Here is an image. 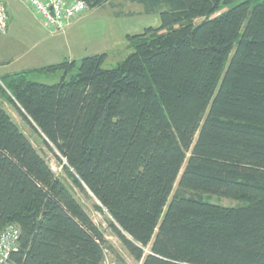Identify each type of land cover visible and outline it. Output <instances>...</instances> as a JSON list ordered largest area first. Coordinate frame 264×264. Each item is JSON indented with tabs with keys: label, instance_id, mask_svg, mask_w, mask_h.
Wrapping results in <instances>:
<instances>
[{
	"label": "trees",
	"instance_id": "trees-1",
	"mask_svg": "<svg viewBox=\"0 0 264 264\" xmlns=\"http://www.w3.org/2000/svg\"><path fill=\"white\" fill-rule=\"evenodd\" d=\"M126 1L160 25L127 35L113 68L102 53L0 77V233L19 230L11 262L126 264L1 100L135 262L264 264V0Z\"/></svg>",
	"mask_w": 264,
	"mask_h": 264
},
{
	"label": "rangeland",
	"instance_id": "rangeland-1",
	"mask_svg": "<svg viewBox=\"0 0 264 264\" xmlns=\"http://www.w3.org/2000/svg\"><path fill=\"white\" fill-rule=\"evenodd\" d=\"M242 0H234V3H239ZM86 13V12H85ZM77 19L74 20V22ZM160 19L157 15H145L142 6L127 2L126 0H111L103 7L88 9L84 18L77 22L75 25L70 26L66 32L72 33L75 30L81 28L83 31L80 35L81 46L78 57L77 65L85 54L96 52H103L107 54V58L103 65L106 69L113 68L118 62L122 61L130 53L126 42L125 34H138L141 33L147 27H159ZM65 29V28H64ZM63 29V30H64ZM48 30V29H47ZM61 31L49 30L52 34H58ZM115 37V41L112 37ZM80 48V47H79ZM106 48V49H105ZM94 50V51H93ZM104 50V51H101ZM84 52V53H83ZM101 54V53H100ZM21 65V64H20ZM18 67H14V70ZM60 77L58 74H41L32 73L29 75L28 80L33 82H39L43 84H54L58 82ZM3 108L11 116L13 121L19 126L21 131L28 137L34 148L45 158L48 162L53 173L62 180L72 190L75 199L80 203L85 212L88 214L94 224L104 233L107 241L124 259L126 264H140L135 262L128 252L122 247L118 239L112 234L106 224V215L96 212L93 209L95 204L94 199L87 198L84 194L80 193L69 180L65 178L62 167L59 166L54 156L47 151L43 146L42 140L35 132H33L29 126L22 120L12 106L1 100ZM176 186V184H175ZM174 186V188H175ZM208 201L214 204L223 206H234L236 201L223 199L216 196H211ZM105 264H113L112 256L107 254Z\"/></svg>",
	"mask_w": 264,
	"mask_h": 264
},
{
	"label": "crops",
	"instance_id": "crops-1",
	"mask_svg": "<svg viewBox=\"0 0 264 264\" xmlns=\"http://www.w3.org/2000/svg\"><path fill=\"white\" fill-rule=\"evenodd\" d=\"M2 4L8 21L5 33L0 34V77L33 71L64 60L77 62V57L80 55L79 51L83 50L80 38L83 31L81 28L75 30L71 32V37L66 30L82 20L87 12L77 18L75 22L73 21L62 32L52 34L23 0H2ZM126 35L132 34L127 33L124 37ZM120 37L118 40H115L114 36L112 38L119 41ZM100 53L103 52L94 51L85 54L84 57ZM14 67L18 68L14 70Z\"/></svg>",
	"mask_w": 264,
	"mask_h": 264
},
{
	"label": "built area",
	"instance_id": "built-area-1",
	"mask_svg": "<svg viewBox=\"0 0 264 264\" xmlns=\"http://www.w3.org/2000/svg\"><path fill=\"white\" fill-rule=\"evenodd\" d=\"M41 19L45 28L61 31L75 19L87 12L84 0H23ZM8 17L0 0V34L6 31ZM19 230L16 226H7L0 233V264H13L10 256L17 250Z\"/></svg>",
	"mask_w": 264,
	"mask_h": 264
}]
</instances>
